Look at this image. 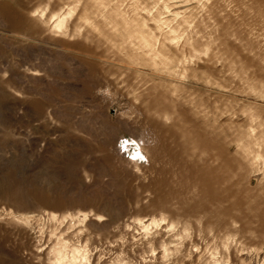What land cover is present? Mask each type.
Wrapping results in <instances>:
<instances>
[{"label":"rangeland","instance_id":"rangeland-1","mask_svg":"<svg viewBox=\"0 0 264 264\" xmlns=\"http://www.w3.org/2000/svg\"><path fill=\"white\" fill-rule=\"evenodd\" d=\"M0 264H264V0H0Z\"/></svg>","mask_w":264,"mask_h":264},{"label":"built area","instance_id":"built-area-1","mask_svg":"<svg viewBox=\"0 0 264 264\" xmlns=\"http://www.w3.org/2000/svg\"><path fill=\"white\" fill-rule=\"evenodd\" d=\"M125 148L127 149V145L125 146ZM126 149H125V151H126ZM128 154V153H127Z\"/></svg>","mask_w":264,"mask_h":264}]
</instances>
